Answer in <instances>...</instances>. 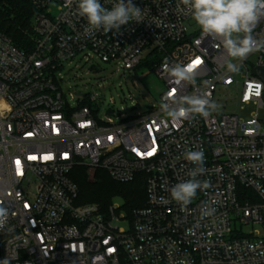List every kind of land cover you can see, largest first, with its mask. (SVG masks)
Segmentation results:
<instances>
[{
  "label": "built area",
  "instance_id": "obj_1",
  "mask_svg": "<svg viewBox=\"0 0 264 264\" xmlns=\"http://www.w3.org/2000/svg\"><path fill=\"white\" fill-rule=\"evenodd\" d=\"M30 1L31 49L0 31V203L11 213L0 264H264V81L253 73L264 71V50L228 73L223 48L202 38L179 0H132L144 20L107 34L89 31L78 0ZM100 2L110 9L116 0ZM254 36L264 40V20ZM190 62L195 86L163 70ZM100 64L123 76L154 73L164 85L157 103L127 115L112 99L101 115L94 85L70 86L96 77ZM96 81L104 90L106 78ZM166 94L207 95L217 107L174 120L162 111ZM246 106L256 112L243 120L236 110ZM189 149L204 152L197 179L208 187L184 207L170 189L191 178ZM77 167L120 184L144 175V207L128 214L117 204H78ZM205 205L215 211L201 218Z\"/></svg>",
  "mask_w": 264,
  "mask_h": 264
},
{
  "label": "clouds",
  "instance_id": "obj_2",
  "mask_svg": "<svg viewBox=\"0 0 264 264\" xmlns=\"http://www.w3.org/2000/svg\"><path fill=\"white\" fill-rule=\"evenodd\" d=\"M180 10L190 16L199 27L202 38H210L213 47L223 48L227 60L224 67L228 73H238L240 62L253 52L264 50V40H258L254 31L261 20H264V0H179ZM78 11L86 17L89 31L119 32L121 26L130 22L139 23L144 20L142 10L132 0H116L109 9L100 0H78ZM199 64V63H198ZM197 64V65H198ZM176 85H196V67L188 64L165 65ZM217 105L207 95H172L165 96L162 105L168 117L174 120L208 117ZM183 158L195 165L188 175L190 179L175 184L170 189L171 200L187 207L197 195L198 190L208 187L206 181L197 179L205 172V155L202 150H187ZM215 209L203 206L201 218L210 216ZM8 207L0 203V230H4L10 218ZM7 264V261L4 262Z\"/></svg>",
  "mask_w": 264,
  "mask_h": 264
},
{
  "label": "trees",
  "instance_id": "obj_3",
  "mask_svg": "<svg viewBox=\"0 0 264 264\" xmlns=\"http://www.w3.org/2000/svg\"><path fill=\"white\" fill-rule=\"evenodd\" d=\"M36 11L30 0H0V31L20 49L30 50L31 22ZM145 66V64H144ZM72 179L79 188L78 204H97L103 210L111 205L113 196H121L123 208L128 214L144 207L146 202V179L138 175L128 184L115 182L105 171L95 172V180L89 181L87 169L77 167ZM101 189L98 191V189Z\"/></svg>",
  "mask_w": 264,
  "mask_h": 264
},
{
  "label": "rangeland",
  "instance_id": "obj_4",
  "mask_svg": "<svg viewBox=\"0 0 264 264\" xmlns=\"http://www.w3.org/2000/svg\"><path fill=\"white\" fill-rule=\"evenodd\" d=\"M252 61H254V59ZM100 67L102 71L96 77L88 76L82 79L73 78L71 79L70 86L79 93L80 91L85 92L86 90L91 92L90 88L94 85V90L92 92L97 91L103 103L100 111L101 115H107L108 106H111L112 99L115 101L113 105L114 108L121 110L123 107L124 109L122 112L127 115H137L138 112L157 103V99L164 85L154 73L146 75L145 67H139L132 72H126L124 76L122 75L123 72L116 73V68L112 65L100 64ZM100 77H104L107 80L104 90L99 89L96 83V80ZM86 87L89 89H86ZM124 99H126V101H124ZM137 105H139V107ZM254 112H256L254 106H246L243 110L239 108L236 110V114L243 120L249 119ZM260 117L261 119L264 118V109L260 111ZM87 174L89 175V181L96 179L95 173L90 175L87 171ZM100 190L99 188L98 191ZM110 203L117 204L120 207L124 205L121 196H113Z\"/></svg>",
  "mask_w": 264,
  "mask_h": 264
},
{
  "label": "water",
  "instance_id": "obj_5",
  "mask_svg": "<svg viewBox=\"0 0 264 264\" xmlns=\"http://www.w3.org/2000/svg\"><path fill=\"white\" fill-rule=\"evenodd\" d=\"M254 75L260 77L264 81V71L261 69L257 68L253 71Z\"/></svg>",
  "mask_w": 264,
  "mask_h": 264
},
{
  "label": "snow or ice",
  "instance_id": "obj_6",
  "mask_svg": "<svg viewBox=\"0 0 264 264\" xmlns=\"http://www.w3.org/2000/svg\"><path fill=\"white\" fill-rule=\"evenodd\" d=\"M194 63H197L198 64L199 63V60L195 61ZM149 154H151V153H149Z\"/></svg>",
  "mask_w": 264,
  "mask_h": 264
}]
</instances>
